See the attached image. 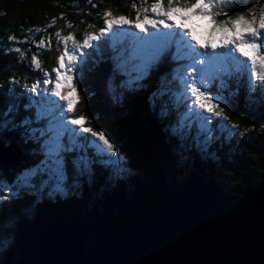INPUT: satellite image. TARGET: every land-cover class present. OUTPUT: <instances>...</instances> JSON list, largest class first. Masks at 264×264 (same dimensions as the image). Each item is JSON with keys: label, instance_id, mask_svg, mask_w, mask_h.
Returning a JSON list of instances; mask_svg holds the SVG:
<instances>
[{"label": "trees", "instance_id": "trees-1", "mask_svg": "<svg viewBox=\"0 0 264 264\" xmlns=\"http://www.w3.org/2000/svg\"><path fill=\"white\" fill-rule=\"evenodd\" d=\"M135 1L0 0V113L13 104L18 108L9 116L13 122L0 128V142H13L17 152L14 158L0 160V179L14 187L15 172L38 163L46 151L41 139L50 128L49 118L44 108L29 99L35 93L29 85L39 79L41 70L30 66L28 53L35 52L42 68L51 71L59 50L56 31L80 39L85 26L99 25L104 10L132 16ZM253 5L257 12L264 0H235L220 7L234 17ZM34 27L42 33L27 31ZM8 34L24 36L23 57L10 45L13 40ZM39 36L50 39L51 48L38 49L32 40ZM100 41L98 51L92 52L95 60L82 63L75 75L81 99L73 115H85L90 127L105 133L115 147V160L98 154L88 142L66 140L70 150L63 157L62 190L48 193L38 185L28 189L20 184L0 200V264L35 263L55 241H80L87 252L104 232L153 214L171 195L210 189L222 205H229L264 176V133L254 130L264 127V98L258 84L250 90L245 71L238 83L231 82L232 76L228 82H217L225 85L221 86L224 92L232 89L220 102L230 123L225 122L227 128L218 133L213 122L205 144L194 139L201 135L197 126L184 127L189 129L186 134L179 130L188 100L177 86L178 78L173 80L180 71L171 67L169 51L134 82L111 62L112 48L117 47L104 38ZM38 109H42L39 115ZM82 159L83 168L78 167ZM110 160L121 164L117 167V161ZM42 175L34 182L38 184Z\"/></svg>", "mask_w": 264, "mask_h": 264}, {"label": "snow or ice", "instance_id": "snow-or-ice-1", "mask_svg": "<svg viewBox=\"0 0 264 264\" xmlns=\"http://www.w3.org/2000/svg\"><path fill=\"white\" fill-rule=\"evenodd\" d=\"M91 3V0H88ZM235 0H167V6L165 7L163 0H154L150 8L142 7L138 8L135 2L132 3V9L136 10L135 21L130 20L124 15L114 16L110 10H105L101 15L104 19V27L99 30L98 33L86 32L84 38L78 41L75 35L69 33L68 35H62L61 31L55 32L57 38V45H63V50L57 57V65L51 72L45 71L42 68V62L38 59L37 54H33L31 58V65L36 69L44 72V84L54 85L51 90V96L58 98V101L66 102V109L62 105H58L57 101L47 97L48 103L57 105L60 107L61 114L65 111L67 113H75L77 111V105L81 99L76 85L74 83L76 69L80 61L83 60L86 53L85 49L99 47L95 45V41L101 39L105 33L111 32L113 29H123L125 25L131 26V28L138 29L141 33H147L149 29H159L161 26L166 29L176 28L179 32L164 33L163 36H178L183 42V46L189 51L186 53L194 63L192 64V71L187 72L188 77L193 76L196 71V63L204 64L205 60L201 59L196 61V57H205L209 61L215 60L222 53H218L217 49H228V55L232 57L236 64V71L246 70L249 75V88L250 90L255 86L254 82H259L261 89L264 90V7L260 12H256L257 5H253L246 9L245 13H238L235 18L229 16L227 12L223 10L220 5L234 4ZM95 7V5H93ZM149 13L154 14L155 17H160L157 20L151 18ZM141 15L143 19H141ZM224 16L225 19L217 20V17ZM63 18V17H61ZM207 20L211 25L208 30L209 36L219 35L220 42L218 44L212 42L201 43L197 40L194 34V28L189 27V22L195 20ZM168 21H171L169 23ZM55 18L52 20V24H55ZM69 28L72 24L69 22L67 25ZM92 27V25H89ZM38 31L40 29H37ZM135 35V33H133ZM157 34L153 33L151 37H142L141 39L148 43L150 39H157ZM9 40L15 41L17 38L14 35L8 37ZM47 39V38H46ZM41 39L37 42L38 48H51V40ZM71 41V46H69ZM166 42V41H165ZM211 49V54L206 51ZM198 49H204L205 51H197ZM20 52L23 57V51L21 49H15ZM161 52L157 49L153 56L160 55ZM238 54V55H236ZM52 73H55L53 78ZM182 86V95L184 99L191 100L188 104L187 112L184 114L179 126V130L182 131L184 127L191 128L192 124L198 122L199 133H207L204 137L205 144L209 142L211 135V123L213 118H218L221 123L218 125L220 128H226L227 123H230L228 115L225 114L224 107H221L218 97H213L207 92L203 91L204 87L203 77L198 82L197 79H191L190 81L184 78L180 79ZM39 88L38 83H33L30 86L31 92H36ZM31 104H42L41 101L32 99ZM30 106V105H29ZM201 110V111H197ZM16 105H10L6 111L0 113V128H7L13 121L9 119V116L17 112ZM42 109H38V115ZM208 113L209 115H202ZM187 122V123H186ZM27 123V121H25ZM70 123L79 127V131L88 133L94 138L91 143L95 145L100 154L111 153L116 155L115 147L107 138L103 131H96L90 126L88 118L81 114L76 118L68 121L58 120L54 124L50 123L51 136L46 143V160L42 162V166L35 170H32L27 176L26 180H30L31 177L41 175L42 172L47 174V179L41 178V186H51L53 190L60 191L63 189L65 180L64 159L62 153L70 150L63 143V134L71 132L73 139H75L76 128L68 129L66 124ZM232 128H239V125L232 124ZM248 131V129H245ZM102 146V147H101ZM109 163H116V161H108ZM78 167H86V161L81 160ZM4 185L0 184V200L7 199L8 197L3 194Z\"/></svg>", "mask_w": 264, "mask_h": 264}, {"label": "water", "instance_id": "water-1", "mask_svg": "<svg viewBox=\"0 0 264 264\" xmlns=\"http://www.w3.org/2000/svg\"><path fill=\"white\" fill-rule=\"evenodd\" d=\"M30 264H264V176L229 205L210 189L171 195L87 252L80 241H55Z\"/></svg>", "mask_w": 264, "mask_h": 264}, {"label": "rangeland", "instance_id": "rangeland-1", "mask_svg": "<svg viewBox=\"0 0 264 264\" xmlns=\"http://www.w3.org/2000/svg\"><path fill=\"white\" fill-rule=\"evenodd\" d=\"M153 2H154V0H137V1H135L138 8H142V7L150 8V6ZM190 2H194V0H190ZM132 3L133 2H131V5H132ZM181 3L183 4V0H181ZM164 5H165V7L167 6V1L164 2ZM261 8L262 7H260L258 9L257 13L260 12ZM112 13L114 16L124 15L132 21H135V19H136V10H134V9H133V15L132 16H129L128 14H126L123 11H117V12H112ZM149 15L151 18H154V19H157V20L161 19L160 17H155L154 14H151V13H149ZM245 15H247V13H245ZM233 18H235V16ZM141 19H143L142 15H141ZM168 22L171 23V21H168ZM85 25H86V23H84L83 26H85ZM104 26H105L104 25V19L101 15V22L99 23V25H95V27L93 29H89V28H87L88 26H85L83 29V33H82L81 38L77 39V40L82 42L86 32L98 33L99 30L101 28H103ZM189 27L194 28V34L196 35L197 40H199L202 44L205 42H209V41L212 43H216V44H218L220 42L218 34L209 36L208 30L211 28V25L208 23L207 20H198L197 19L194 22H189ZM28 29L29 30H27V31L28 32L31 31L32 35L36 34L37 32H39L40 34L42 33L41 28H39V27H34L33 29L28 28ZM37 29H40V30L38 31ZM179 31L180 30L176 29V28L166 29V28H163L161 26L159 29H149V31L147 33H141V32H139L138 29H134V28H131V26H129V25H125L122 30L117 28V29H113L111 32L105 33V35L102 38H104L106 41H108V43L110 45L113 44L114 46L117 47V49L112 48L113 57L111 58V62L113 63V66H116L115 69L119 71V69L121 68L124 71H126V73L123 75V77H128L131 81H134V82L140 81L143 78V76L147 73L149 67L154 66L155 62L160 60L163 57V55H165V53L167 51H169V53H170V57H171L170 65H171V67L172 68L176 67L180 71V74L178 76H176V77L173 76V80L178 78L177 86H178L180 91H182V86L180 83L181 78L187 79L189 81L191 79H197L199 82L201 77H203L204 87L202 88V90L207 92L208 94L212 95L213 97H218L219 103H220V102H222V100L225 101L227 96H229L231 94L232 89H229V91L227 90V92H224L223 89L221 88V86H225V85L217 86V82L218 83L224 82V81L228 82L227 79L232 76L231 82L238 83L237 79L239 77H241V72H244V71H245L244 81L249 82L248 72L246 70H241V71L237 72L235 61L232 59V57L230 55H228L229 50L223 49V48L217 49V52L222 53L224 55L218 56V58L215 60L209 61L205 57H196L195 58L196 61L204 59L205 63L202 65L199 63H196L195 73L193 74V76L188 77L186 75V73L192 71L191 66L194 63V61L189 56L186 55V53L189 51V49H187L183 46V42L180 40V38L178 36H175V37L174 36H168L166 38L163 36L164 33H172V32H179ZM133 33H135V35H133ZM153 33L157 34V37H158L157 39H150L148 43H145L141 39L142 37H151ZM10 35L11 34H8V37ZM15 37L17 39L15 41H12L10 43V45L13 48L21 49L22 48L21 44H23V41H25L23 39L24 36L22 35L21 37L20 36H15ZM262 40H264L263 37H262ZM32 41L37 44V42L40 41V36L37 37V39H33ZM46 42H47V40H46ZM71 43L72 42L69 41V46H71ZM94 43H95V45H98L100 47L101 41L99 39L98 41H95ZM117 43L119 46H117ZM99 47L98 48L93 47V48H89V49L84 50L86 55L84 56L83 60L79 62L78 67L76 69V74L79 71L80 66L83 65L82 63L85 64L87 61H89V59L95 60L94 58L96 57V55H92V52H95V51L97 52ZM157 49L160 50L161 54L154 57L153 53ZM62 50H63V45L61 44V45H59L57 57L59 56V54ZM197 51H205V50L204 49H198ZM206 51H208L211 54L210 48L207 49ZM34 53L35 52H32V51H30L28 53V57H30L29 61H30L31 67H34L31 65V58H32V55ZM88 55H90V56L88 57V59H86V56H88ZM236 55H238V54H236ZM57 57H56V60L54 62L55 65L52 66V69L54 67H56V65H57ZM45 71H47V69ZM224 71H226L227 73ZM48 72H51V71H48ZM52 76L54 78L55 73H52ZM44 79H45L44 72L41 71V75L39 76V79L35 82L30 83L29 88L33 83H38L39 88L37 89V91L34 94H32L30 92L31 95H30L29 99L32 100L36 96L37 101L42 100V104H38V106L41 108H44L46 110V113H47L48 118H49V124L50 123L54 124L58 120H64L66 122L68 120L76 118L77 116L73 115V113H67L66 111L63 114H61L59 106L52 105V104L48 103L47 97H51L52 100L58 102V105H62L66 109V102L58 101V98L51 96V90H52L54 85H52V84L45 85L43 82ZM254 83L259 85L260 93H261L260 96L264 98V90L261 89L259 82H254ZM228 92H229V94L227 95ZM41 93H42V95H41ZM224 97H226V98H224ZM187 100H188V102H187V105H188L191 103V100H189V99H187ZM197 111H201V110L197 109ZM202 115H209V114L202 112ZM183 116L181 117L180 121L182 120ZM213 122L217 125V128L219 129L218 133H221L224 129L227 128V127L226 128L218 127V125L221 123V121L218 118H215L212 120L210 127H212ZM86 126H89V125L87 124ZM193 126L194 127L197 126V128H198V122L195 124H192L191 128ZM66 127L68 129H73V128L77 129V132L75 133V139L77 140V142L80 141L81 143H83L85 141V142H88L89 144H92L91 141H93L94 138L91 137V135L88 133L80 132L78 126L67 123ZM187 128L183 129L181 132L182 133L185 132V134H186L189 130V129L187 130ZM254 130L258 131L260 134L264 133V127H262V126L254 127ZM198 131H199V128H198ZM51 134L52 133L50 130H48V132L43 133L42 139H41L43 141L42 144H44L46 146L48 138L51 136ZM87 134H88V136H87ZM200 134H201L200 135L201 137L195 135L194 139L200 138V142H203L204 137L207 135V133H200ZM65 136H66V139H65ZM84 136L87 137L86 140L83 139ZM62 139H63L64 145L67 148H69L67 141H70L71 139H73V134L71 132L64 133ZM93 146L91 148H93V150L99 154L97 148L95 146L94 147ZM67 153H69V150L62 153L63 157ZM105 153H106V154H104L105 157H107V158L112 157V159L115 160L113 154L107 153L106 150H105ZM10 155L11 156L14 155L13 158L17 155L15 145L14 144H8L7 146H5L3 143L1 144V142H0V157L10 158L9 157ZM42 155H43V158L40 161H38V163H35L34 165H31L28 167H23L20 170H17L15 172V174L13 175V180H12V184H14V187L11 186V184L8 183L7 181L0 179V184L4 185L2 191H3V194L5 196L8 193L14 192L12 190H15V188L17 186H19L20 184L25 185L28 189L29 188L34 189L38 185L39 189H46V191L48 193H50L53 190V188L51 186L42 187L41 186V180L39 181L38 184H37V182H34V179H35L34 177H31L30 180H26V176L32 170H35L38 167H41L42 162H44L46 160V151H44ZM67 156L69 157V155H67ZM116 161H117L116 166L119 167L121 163L119 160H116ZM43 174L44 175H42L40 178H43L44 180H46L47 175H46V173H43Z\"/></svg>", "mask_w": 264, "mask_h": 264}]
</instances>
